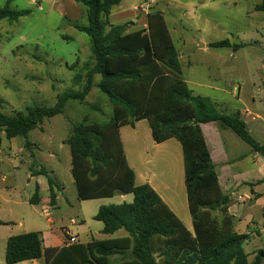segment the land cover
I'll use <instances>...</instances> for the list:
<instances>
[{"label": "rangeland", "instance_id": "374dc122", "mask_svg": "<svg viewBox=\"0 0 264 264\" xmlns=\"http://www.w3.org/2000/svg\"><path fill=\"white\" fill-rule=\"evenodd\" d=\"M260 1L122 0L119 6L112 8L110 17L118 11L134 12L132 18L137 28H142L145 16L139 6L150 3L148 12L159 11L164 17L178 53L181 78L188 88L194 95L209 99L219 113H242V119L251 128V116L244 112L246 108L254 110L251 100L255 99L258 110H264V13L254 9ZM7 2L10 9L27 10L28 14L12 22L0 20V112L13 115L25 112L32 104L53 106L57 95L80 90L85 66L94 63L88 36L75 28V25H87L85 7L74 0H0V8ZM127 20L132 23L130 18ZM124 21L118 19L113 23L119 25ZM223 40L245 46L234 50L233 47L201 45ZM99 81L100 76H94V86L85 98L96 110L69 101L62 115L44 120L29 132L28 147L24 138L7 139L4 131L0 133V254L6 250L8 237L28 232L39 231L44 247L50 245L55 236L64 238V245L67 238L64 230L72 235L78 232L79 240L84 241L90 231L102 228V224L94 220L100 206L132 202V195L123 200L118 194L105 199H77L65 142L73 126L83 121L101 124L111 118V106L97 88ZM125 130L142 141L145 135L150 136L146 121L135 133L130 128ZM251 131L255 139L264 143V129L253 131L251 128ZM227 135L231 140L228 153L234 160L230 166L240 169L236 173L238 179H244L243 174H247L245 180L257 182L264 176V158L230 130ZM122 136L125 137V131ZM179 144L176 139L170 141L146 162L138 163L136 171L149 173L152 185L162 195L170 196L175 215L192 230ZM240 156L242 162L238 159ZM41 167L48 172V177H41L40 198H49L48 178H51L55 208L44 201L36 206L29 203L37 185V176L32 173H37ZM254 190L264 193V182L256 184ZM231 193L234 206L251 207L253 198L243 196L250 194L248 184H240ZM238 196L244 201L238 202ZM45 207L50 211L49 218L44 214ZM263 217L264 209L250 208L244 218L246 223L238 228L240 233L247 234L242 246L249 263L264 249V232L263 235L256 233L264 229Z\"/></svg>", "mask_w": 264, "mask_h": 264}, {"label": "trees", "instance_id": "16d2710c", "mask_svg": "<svg viewBox=\"0 0 264 264\" xmlns=\"http://www.w3.org/2000/svg\"><path fill=\"white\" fill-rule=\"evenodd\" d=\"M75 1L85 7L87 18V25L75 28L88 36L94 61L85 66L83 86L57 95L53 106L32 104L25 112L13 115L0 112V133L4 131L7 139L22 137L28 147L29 132L44 120L62 115L69 101L96 110L85 98L94 86V76H100L97 88L107 98L112 116L105 123L83 121L73 126L65 142L70 173L79 201L132 195L131 203L100 206L94 216L102 224V234L124 230L127 236L43 250L39 233H22L7 239L5 263L44 257L45 264H261L264 249L248 262L242 246L247 234L234 229L233 217L228 214L231 198L219 186L200 125L216 123L230 130L263 158L264 144L249 133L238 113H219L209 99L194 95L188 88L181 78L178 53L161 12H148L144 29L128 31V23L109 22L112 8L121 0ZM8 3L0 8V20L12 22L28 14L27 10L10 9ZM254 9L264 13V0ZM244 46L231 45L228 40L209 44L210 48L234 50ZM141 120L147 121L156 144L176 139L181 145L192 230L149 184H135L119 129L133 127ZM32 175L48 177V172L41 167ZM48 185L49 204L53 206L56 195L51 178ZM29 203H40L38 185ZM114 255H122V259L111 263Z\"/></svg>", "mask_w": 264, "mask_h": 264}, {"label": "crops", "instance_id": "0c3cea01", "mask_svg": "<svg viewBox=\"0 0 264 264\" xmlns=\"http://www.w3.org/2000/svg\"><path fill=\"white\" fill-rule=\"evenodd\" d=\"M117 6H119V5H117ZM142 14L146 17L147 13H142ZM133 15H135L134 12L118 11L113 17H110L111 16V14H110L109 22L111 24H114L113 20L124 19L125 21L122 24H125V23L129 24L128 31H134L137 29H144L146 27V21H145V25L142 28H137L138 25L135 24L136 20L132 18ZM110 18H112V20H110ZM129 18L131 19L133 25L130 22H128L129 20H127V19H129ZM209 44L208 45L201 44V45H204V47L205 46L209 47ZM251 104H252L254 110L252 111V110H249L248 108H246L244 110V112L246 113L245 115L251 116L250 126H251L253 131H262L264 129V110H258L259 109L258 106L255 105V99L251 100ZM238 114L240 115V117L242 119L243 114L239 113V112H238ZM143 121H145V120H141V121L135 123V125L133 127L124 126V127H121L119 129V136H120V141L122 144V149H123L125 160H126L128 166L130 167V169L134 173L135 184L136 185H141V184H145V183L149 184L152 187V189L161 197V199L165 202V204L174 212V208H173V204L171 203L170 196L165 195L166 193L164 195L159 193L157 187H154L152 185L151 177H150L149 173L148 172L147 173L146 172L137 173V171H136L137 170L136 166L138 163L146 162L145 160L148 157L150 158V155H154L155 153H158V151L161 150V148H163L165 145H167V143H169L170 141H172L174 139H169V140H167L161 144H156L152 139L151 131L149 129L148 123H147V128L149 130H147V133L149 134V131H150V136L145 135L144 141H142L141 139L136 137L134 134H130L129 132H127V130H125L126 128H130L133 131V133H135L138 130V128L141 126V123H143ZM244 123L246 124L249 133L252 135L253 132L251 131V128L248 127V125L245 121H244ZM200 127H201V131L203 133L205 143H206L207 148L209 150L211 160L216 167L219 186H220L222 192L229 194L230 198H231V201H230L229 206H228V214L233 217V226H234L235 231L240 233L238 231L239 230L238 228L241 227L240 225L242 223H246L245 221H247V220L246 219L244 220V218L247 217L248 210H250V208L254 209V210H258V211L259 210L261 211L264 209V205H263L264 204V197H263L264 193L257 192L254 190V187L256 184L264 182V176L260 177V179H258V181L254 182V183H249L248 180H245V178H248L247 174H243L244 179H242V180L238 179L239 175L236 173L240 169L238 170V168L230 166L234 162V160L230 159V155H229L228 149H227L229 146L228 142L231 141V140H228L229 139V136L227 135L228 129L222 128L221 126H219L216 123L201 124ZM206 130L209 134V139L207 138ZM123 131H125V137L124 138L122 136ZM262 144H264V143H262ZM172 145H176V144H172ZM179 146L181 148L180 144H179ZM255 154H257V153H255ZM256 158H257V156H254V159H256ZM238 159H239V161L242 162L243 157L240 156ZM254 161H253V163H254ZM41 177H43V176H37L36 177L37 178V185L39 187V191H40V186L42 184ZM242 183H244L245 185L248 184L249 188H250V194L249 195L243 194V196H249L250 198H253V201H252L250 208H242V206L237 207V206L233 205L234 199H232L233 197H232L231 192L234 191L236 188H238V186ZM184 185H185V183H184ZM126 196L127 195H120V198L124 200L126 198ZM42 201L49 204V198L46 200H44L43 198H40V203ZM186 202H187V198H186ZM34 206H36V205H34ZM51 207L55 208V205H53ZM46 209L47 208L45 207L44 210H46ZM47 211H49V210H47ZM49 213H50V211H49ZM47 218H49V217H47ZM48 221L51 222L50 219ZM262 221H263V225H264V217H263ZM101 230H102V228L100 227V228H95V230L93 232L90 231L88 233V235H85L84 241L79 240L80 234L78 232H76L72 235L68 230L67 231L64 230V233L67 236L75 237L76 242L82 243V244H86L92 240H114V239L124 238L127 236V234L124 230H119V231H117L113 234H109V235L102 234ZM36 232L39 233V231H36ZM262 232H264V229H260L256 233L262 234ZM241 234H243V233H241ZM40 238H41V235H40ZM62 243H64V238L60 239L58 236H55V238L53 237L50 245H47L44 247L43 243H42V248H43V250L48 249V248H60V247L64 246V245H62ZM121 259H122V255H114V256L110 257V262L111 263H117ZM0 264H6L5 263V252L3 254H0ZM18 264H45V260H44V257H41L40 259H37V260L24 261V262H20Z\"/></svg>", "mask_w": 264, "mask_h": 264}, {"label": "built area", "instance_id": "2783aa9c", "mask_svg": "<svg viewBox=\"0 0 264 264\" xmlns=\"http://www.w3.org/2000/svg\"><path fill=\"white\" fill-rule=\"evenodd\" d=\"M151 3H152V1H151ZM149 4L150 3H146V4L144 3V4L140 5L139 11L141 13H147L149 10ZM237 199L240 202L244 201V198L242 196H238ZM44 214H45V216L49 217V211H47V209L45 210ZM74 243H76L75 237L67 236L65 244H74Z\"/></svg>", "mask_w": 264, "mask_h": 264}]
</instances>
